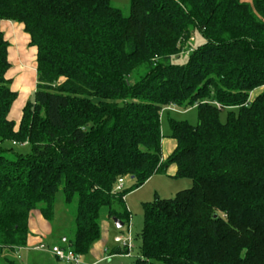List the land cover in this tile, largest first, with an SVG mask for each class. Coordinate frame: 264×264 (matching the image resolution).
<instances>
[{
  "label": "trees",
  "instance_id": "obj_1",
  "mask_svg": "<svg viewBox=\"0 0 264 264\" xmlns=\"http://www.w3.org/2000/svg\"><path fill=\"white\" fill-rule=\"evenodd\" d=\"M2 20L36 48V87L8 118L0 27V254L26 244L33 209L52 220L61 191L64 248L86 255L102 212L127 221L124 196L174 164L192 185L143 205L135 264H264V93L250 98L264 85V0H130L128 15L111 0H0ZM196 30L205 41L174 63ZM193 107L195 123L169 113ZM164 113L175 147L162 158ZM119 177L130 187L115 190Z\"/></svg>",
  "mask_w": 264,
  "mask_h": 264
},
{
  "label": "rangeland",
  "instance_id": "obj_2",
  "mask_svg": "<svg viewBox=\"0 0 264 264\" xmlns=\"http://www.w3.org/2000/svg\"><path fill=\"white\" fill-rule=\"evenodd\" d=\"M111 4L117 7L124 15H128L130 11V0H111ZM1 27V25H0ZM203 36L196 30L194 32L193 39L190 40V43H184L181 45L179 54L173 57L174 63H185L188 58L187 51L193 50L198 45L204 42ZM9 46L14 49L16 46V42L14 40L9 42ZM30 69V68H29ZM29 69L26 70L25 73V81L27 84H31L34 82L35 72L34 69L31 68V72ZM18 74L19 71L14 70V67L10 68L7 73V77L11 79V87H16L15 91H17L19 97L23 96L24 100L33 97V92L29 90H25L22 88L21 85L25 83L18 84ZM28 93L26 95L25 93ZM28 97V98H27ZM16 103V102H15ZM24 103V102H23ZM11 110V109H10ZM15 110V111H14ZM21 111V110H20ZM16 107L11 110L10 119H13L17 123V119H19L18 115L15 113ZM170 116H173L177 119H184L190 123H195L197 120V110L193 107L187 109L185 111L177 110V111H170ZM9 114V113H8ZM15 115V118L13 117ZM13 117V118H12ZM226 117V110H222L220 113L221 120H225ZM161 132L163 134L162 141L165 142L173 141V139L169 136V127L167 123V115L166 113L162 114L161 116ZM6 145L9 143H5ZM16 151H20L26 153L29 151L28 144H21L16 143L13 145ZM162 154L166 153L168 148L166 145L162 144ZM130 179H126L123 183L124 188L130 187L131 184ZM192 181L189 178H173L169 177L168 175H156L149 177L141 186L138 188L128 192L124 197V204L125 209L129 214V219L123 222L124 225L121 227H116L112 219L107 218L105 214L102 212V216L100 218V227H101V234L107 231V238H106V245L107 251L106 255L108 256L109 253H114L115 250L121 248L117 243L114 242V238L119 235H126L128 229L130 230L131 235V248L129 250L119 252L117 254H112L110 257L104 259V261L98 264H135L136 258L139 256L140 253V231L143 225V205L145 203L153 202L154 199L158 196L161 198H168L173 197L178 191L187 189L191 187ZM120 208V207H118ZM53 228L55 231L54 239L52 237L51 244L54 240H58L59 237V229L64 230V235H71L72 234V208L70 212L66 209L61 191L56 193V200L54 204L53 210ZM104 221L108 222V227L104 224ZM107 228V229H106ZM63 247L66 246L65 242H59ZM126 252V253H125ZM82 263L85 264L83 261L85 260V255L81 256ZM14 262L18 264H65L62 260L57 259L56 257H42L40 259L35 258L34 262L32 260H27L22 257V254L19 253L18 250L9 251L5 250L0 254V264H7L8 262ZM94 262H89L86 264H90ZM96 263V262H95ZM97 264V263H96Z\"/></svg>",
  "mask_w": 264,
  "mask_h": 264
},
{
  "label": "crops",
  "instance_id": "obj_3",
  "mask_svg": "<svg viewBox=\"0 0 264 264\" xmlns=\"http://www.w3.org/2000/svg\"><path fill=\"white\" fill-rule=\"evenodd\" d=\"M0 25H1V29L4 33V36L8 40V42H10L12 40H14L16 42V46L14 47V49H12L10 46L8 47V60L10 62V68L14 67V70L19 71L18 84L23 82L25 84L21 85L22 88H25V90H29V91L34 92L35 87H36V48L34 46L29 45L28 35L23 31V27L21 24L11 22L8 20H2V21H0ZM10 68L8 69V71L10 70ZM31 68L34 69L35 77H34V82H32L31 84L28 85L27 82L25 81V73H26L27 69H29V72H31ZM8 71H7V73H8ZM12 89L15 90L16 87H12ZM261 92L264 93V85L252 90L250 92V98H253L254 96H256L257 94H259ZM28 93L29 92H27L25 94L28 95ZM18 97H19V95L17 93V98L15 99V101L13 102V104L10 108L13 111V109L16 107L15 113L19 116L18 117L19 119H17V123L19 122L20 117H21L22 107L24 106L25 102L27 101V99L24 100L23 96H20V98H18ZM11 110L9 111L8 115H10ZM13 117L15 118V115ZM8 118H10V116H8ZM162 144L166 145V147L169 150L163 154L161 151L162 158H165L174 149L175 140L173 139V141L170 140L168 142H165V140L164 141L161 140V149H162ZM175 170H176L175 165L171 164L168 166L165 173H156V174H153L152 177L156 176V175H168L169 177H173ZM173 178H175V177H173ZM52 224H53V218H52V220H47L42 215L39 208L33 209L30 212L29 218H28V236H27L26 244L24 246L16 249L19 251V253L22 254V257L24 259H27L29 261L32 260V262H34L35 258L40 259L42 257H51V258L55 257L47 249L36 248L40 244H44L46 247H50L53 244H56V245L63 247L59 242L64 241L66 236H67V235H64V230L59 229V235L60 236L62 235V236L59 237L58 240H54V242L52 244L50 243L52 237L54 239V236H55L54 235L55 231H54ZM104 224H106V226L108 227L107 221H104ZM123 225H124V223H123ZM107 231L105 232V230H104L103 235L101 234V236H100V239H98V241H96L92 245L89 252L85 255V260L83 261L85 264L89 263L91 261L96 262L97 264L104 261V259L107 256L106 255ZM119 249H122V248H118L117 250H115L116 253H109L107 257H109L112 254H117ZM121 252H123V251H121Z\"/></svg>",
  "mask_w": 264,
  "mask_h": 264
},
{
  "label": "built area",
  "instance_id": "obj_4",
  "mask_svg": "<svg viewBox=\"0 0 264 264\" xmlns=\"http://www.w3.org/2000/svg\"><path fill=\"white\" fill-rule=\"evenodd\" d=\"M169 108V107H167ZM170 109H172L170 107ZM126 180L125 177H119L117 179L115 190H120L123 187V183ZM114 242L121 246L122 249L129 250L131 248V235L130 230L128 229L126 235H119L114 238ZM36 248L47 249L50 251L57 259L62 260L65 264H83L81 256L74 253L73 251L61 247L59 245L53 244L50 247H46L44 244L38 245ZM110 257V256H109ZM90 264H96L90 263Z\"/></svg>",
  "mask_w": 264,
  "mask_h": 264
},
{
  "label": "water",
  "instance_id": "obj_5",
  "mask_svg": "<svg viewBox=\"0 0 264 264\" xmlns=\"http://www.w3.org/2000/svg\"><path fill=\"white\" fill-rule=\"evenodd\" d=\"M111 219L114 222V224H115L116 227H121L123 225V222L120 221L118 218L112 217Z\"/></svg>",
  "mask_w": 264,
  "mask_h": 264
}]
</instances>
